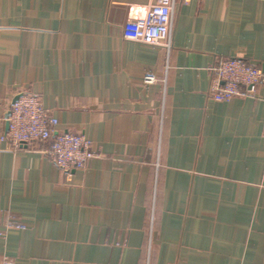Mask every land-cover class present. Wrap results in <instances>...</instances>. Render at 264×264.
Instances as JSON below:
<instances>
[{
	"label": "crops",
	"instance_id": "crops-1",
	"mask_svg": "<svg viewBox=\"0 0 264 264\" xmlns=\"http://www.w3.org/2000/svg\"><path fill=\"white\" fill-rule=\"evenodd\" d=\"M155 2L0 0V264H264V78L210 93L222 59L264 71V0H176L169 47L125 39ZM23 92L101 155L11 148Z\"/></svg>",
	"mask_w": 264,
	"mask_h": 264
},
{
	"label": "built area",
	"instance_id": "built-area-1",
	"mask_svg": "<svg viewBox=\"0 0 264 264\" xmlns=\"http://www.w3.org/2000/svg\"><path fill=\"white\" fill-rule=\"evenodd\" d=\"M175 3L176 0H156L144 16L129 19L123 27L125 39L169 47ZM215 69L210 93L218 101L229 100L237 95L254 94L257 85L264 78V71L259 66L238 57L222 59ZM154 81L153 75H145L146 83ZM58 122V118L45 108L38 96L23 92L10 104L7 129L1 133V138L13 149H20L28 144L45 143L43 151L63 171L85 169L92 158L101 155L100 150L95 149L93 141L83 133L57 131ZM9 225L24 227L22 222L15 219ZM148 231L152 237L153 215ZM0 234H4V231H0ZM3 264L12 262L4 257Z\"/></svg>",
	"mask_w": 264,
	"mask_h": 264
},
{
	"label": "water",
	"instance_id": "water-1",
	"mask_svg": "<svg viewBox=\"0 0 264 264\" xmlns=\"http://www.w3.org/2000/svg\"><path fill=\"white\" fill-rule=\"evenodd\" d=\"M16 98H17V97H16ZM16 98H15V99H16ZM15 99H14V100H15Z\"/></svg>",
	"mask_w": 264,
	"mask_h": 264
}]
</instances>
